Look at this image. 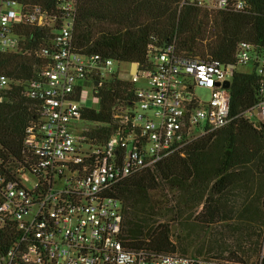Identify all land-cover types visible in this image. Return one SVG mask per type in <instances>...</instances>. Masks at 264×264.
<instances>
[{"label": "built area", "instance_id": "built-area-1", "mask_svg": "<svg viewBox=\"0 0 264 264\" xmlns=\"http://www.w3.org/2000/svg\"><path fill=\"white\" fill-rule=\"evenodd\" d=\"M184 4L209 13L251 9L248 0ZM77 16L73 0H59L56 17L37 6L24 9L0 0V57L20 49L17 25H56L54 47L40 52L47 63L26 88L41 108L27 129L22 158L7 164L0 155V241L10 245L0 250V264H238L128 248L123 205L113 189L171 157L185 156L192 145L229 126L239 68L249 67L260 77L258 103L242 116L264 128V48L243 41L234 62L220 63L187 56L174 41L150 46L145 66L104 60L76 52ZM113 78L136 87L135 101L113 109L112 134L101 140L100 125L84 113L99 110L98 89ZM9 89V78L0 73V104ZM197 89L207 90L210 100L201 101ZM263 262L264 236L255 264Z\"/></svg>", "mask_w": 264, "mask_h": 264}, {"label": "trees", "instance_id": "trees-1", "mask_svg": "<svg viewBox=\"0 0 264 264\" xmlns=\"http://www.w3.org/2000/svg\"><path fill=\"white\" fill-rule=\"evenodd\" d=\"M11 1L24 9L40 7L50 17L58 14L59 0ZM73 1L78 8L74 45L84 56L145 66L150 46L176 41L187 56L232 63L243 41L264 48V0H248L251 9L245 12L219 13L183 5L184 0ZM55 30L56 25H17L20 49L0 57V73L10 80L0 104V155L7 164L22 158L27 129L40 111L26 88L46 65L40 52L54 47ZM259 88L253 70L236 73L229 126L192 145L185 156L171 157L113 189L123 205L128 248L255 264L264 236V128H255L242 114L258 103ZM135 92L134 85L116 78L98 89L99 110L86 111L84 118L100 125L99 139L112 134L113 109L132 104ZM163 216L177 219L176 241L171 225L156 220ZM9 246L0 241L2 253Z\"/></svg>", "mask_w": 264, "mask_h": 264}, {"label": "rangeland", "instance_id": "rangeland-1", "mask_svg": "<svg viewBox=\"0 0 264 264\" xmlns=\"http://www.w3.org/2000/svg\"><path fill=\"white\" fill-rule=\"evenodd\" d=\"M13 8L16 11L20 10L19 7H13ZM239 71L246 72V73H251L252 69L249 68V67H245V68H239ZM86 90L88 92L87 96H88L89 100H91L90 102H93L94 107L96 109H98L97 101L94 99L93 89L88 87V89H86ZM195 93H196V96L203 102L209 101L210 98H211L210 93L207 90L197 89L195 91ZM255 120L256 119L253 118L252 122H254ZM83 124L90 125V123H88V122H84ZM156 220L159 221L160 223H169L171 225L175 241L177 240V237H179L181 235V228L177 224V219L176 218L163 216V217L156 218ZM198 234H199V236L205 235L204 231L203 232L199 231ZM189 255L194 256V254L192 252Z\"/></svg>", "mask_w": 264, "mask_h": 264}, {"label": "water", "instance_id": "water-1", "mask_svg": "<svg viewBox=\"0 0 264 264\" xmlns=\"http://www.w3.org/2000/svg\"><path fill=\"white\" fill-rule=\"evenodd\" d=\"M133 68H135V65H134ZM225 88H230V83H226V84H225Z\"/></svg>", "mask_w": 264, "mask_h": 264}]
</instances>
